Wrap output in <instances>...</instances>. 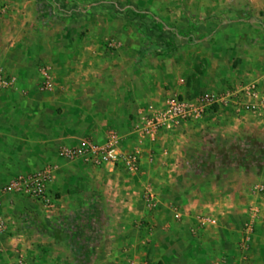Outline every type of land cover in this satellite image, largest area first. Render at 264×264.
Wrapping results in <instances>:
<instances>
[{"label": "crops", "instance_id": "crops-1", "mask_svg": "<svg viewBox=\"0 0 264 264\" xmlns=\"http://www.w3.org/2000/svg\"><path fill=\"white\" fill-rule=\"evenodd\" d=\"M3 1L9 14L0 22V66L16 83L0 92V215L7 222L0 264H18L20 257L24 264H138L147 260L151 245L169 246L176 254L179 235L215 202L220 215L246 211L253 184L264 182V170L252 167L250 155L264 142L257 138L264 137V128L254 119H241L235 111L212 113L142 146L132 130L142 108L163 105L171 93L224 91L213 82L220 73H231L233 90L262 81L264 0H235L252 31L232 36L229 44L215 35L210 50L203 47L205 35L187 30L172 55L131 42L111 53L104 41L116 22L101 13L110 6L102 0H53L58 9H83L49 25L45 1ZM131 2L141 8L156 4ZM172 13L166 19L189 24ZM133 37L140 43L141 33ZM43 65L54 74L52 94L40 90ZM111 131L125 138L124 150L142 147L139 172L60 159L63 147L86 138L103 143ZM50 165L58 166L50 186L58 201L52 212L28 197L2 194L14 178ZM229 225L222 224L225 231L235 227Z\"/></svg>", "mask_w": 264, "mask_h": 264}, {"label": "rangeland", "instance_id": "rangeland-1", "mask_svg": "<svg viewBox=\"0 0 264 264\" xmlns=\"http://www.w3.org/2000/svg\"><path fill=\"white\" fill-rule=\"evenodd\" d=\"M42 1L46 3L47 24H51L54 19L57 22H65L64 19L73 17L74 13L80 15L79 13L83 9L82 7L76 9L59 7L58 9V7L55 8L52 5L51 1L53 0ZM95 1L99 2L101 0ZM131 1L134 0L101 1L103 4L109 3L110 5L107 8H102L101 13L109 15L116 22L107 27L106 31L110 29V34L104 41L106 48L111 53H121L127 48L128 42H131L132 46H141L145 51H154L159 54L162 51L163 54L169 53L172 55L176 53V48H179L183 43L181 34L187 30L195 31L198 38L205 35L206 41L202 40L204 42L203 47L212 50L213 45L217 42L214 40L215 35L218 40L224 38L229 44L232 36H243L248 31H252L251 22L247 20V14L243 8H237L234 4L235 0H141L146 4L156 3L153 8L131 6ZM5 2H0V7L3 4L5 5ZM169 3L173 5L172 9L166 6ZM55 13H57V16H55ZM171 13L172 17H186L189 24H182V18L180 20L177 18L166 19V14ZM48 25L46 26L49 27ZM135 31L141 33L140 43L134 41L133 33ZM111 42L115 44V47L109 46ZM42 67L46 66L43 65ZM207 67L208 65H206ZM220 74L219 79H213L215 84L218 82L217 89L220 91L233 90L229 84L231 73ZM257 138L264 141V137L258 136ZM253 139L254 142L258 141V139ZM84 140L90 139L86 138ZM261 146L264 147V142ZM262 148H257L260 150L258 153H250V155H254L252 156V167L256 166L254 169L257 170H264V149ZM256 184H253V186L251 184L253 199L249 202L244 213L236 216L220 215L219 206H216L217 202H215L212 209L208 208L196 215L192 223L187 225L185 233L182 232L183 234L179 235L181 240L176 241L179 244L175 248L177 250L176 254L172 253L173 249L169 246L167 248L157 247L156 245L152 247L150 244L147 260L138 264H264V194L257 192ZM260 185L264 186V182ZM255 209H258L259 213L253 215L252 211ZM202 216L214 217L218 221L217 225L213 227L199 226L198 218ZM250 220H255V233L251 241L250 257H247L241 251L240 242L244 236L245 227ZM230 223L235 224V227L232 231H225V226H222V224L227 227ZM161 241L166 243L164 239ZM255 241L257 247L256 245L253 247ZM124 264L137 263L131 261L124 262Z\"/></svg>", "mask_w": 264, "mask_h": 264}, {"label": "built area", "instance_id": "built-area-1", "mask_svg": "<svg viewBox=\"0 0 264 264\" xmlns=\"http://www.w3.org/2000/svg\"><path fill=\"white\" fill-rule=\"evenodd\" d=\"M9 14V7H0V22ZM110 47H115L113 42ZM42 83L40 90L45 93L55 91V78L50 67L41 69ZM16 80L8 76L4 67L0 66V92L15 86ZM181 85H186L181 80ZM222 111H235L241 119H254V123L264 128V77L262 81L249 83L239 89L221 92H203L193 97L181 93H171L161 106L150 105L138 113L132 130L139 145L146 141L156 142L158 138L171 133L188 124L202 123L209 114ZM125 138L115 131H111L103 143L92 140H83L74 147H63L59 152L61 160L69 163L81 161L89 166L102 169L107 166L120 167L129 173L140 170L144 150L137 146L134 150H124ZM58 166L50 165L35 173L19 175L2 189V194H17L28 197L40 204L47 212L57 208V199L50 193V186L55 180ZM260 194H264V186H256ZM258 214V209L252 211ZM176 219H181L176 214ZM217 219L211 216L198 218L202 227L216 226ZM7 230V222L0 215V234ZM255 233L254 221H248L240 248L245 256L250 257L252 237ZM18 264H24L20 257Z\"/></svg>", "mask_w": 264, "mask_h": 264}, {"label": "trees", "instance_id": "trees-1", "mask_svg": "<svg viewBox=\"0 0 264 264\" xmlns=\"http://www.w3.org/2000/svg\"><path fill=\"white\" fill-rule=\"evenodd\" d=\"M161 29V27H159ZM163 28H165V26H163Z\"/></svg>", "mask_w": 264, "mask_h": 264}]
</instances>
